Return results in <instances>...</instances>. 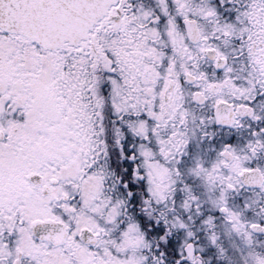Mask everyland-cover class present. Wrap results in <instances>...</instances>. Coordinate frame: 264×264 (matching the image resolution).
I'll return each instance as SVG.
<instances>
[{
    "label": "snow or ice",
    "instance_id": "snow-or-ice-1",
    "mask_svg": "<svg viewBox=\"0 0 264 264\" xmlns=\"http://www.w3.org/2000/svg\"><path fill=\"white\" fill-rule=\"evenodd\" d=\"M0 264H264V0H0Z\"/></svg>",
    "mask_w": 264,
    "mask_h": 264
}]
</instances>
